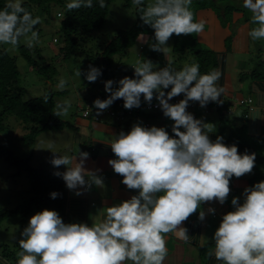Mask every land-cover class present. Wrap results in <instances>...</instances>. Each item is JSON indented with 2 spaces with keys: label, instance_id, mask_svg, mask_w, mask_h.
I'll use <instances>...</instances> for the list:
<instances>
[{
  "label": "clouds",
  "instance_id": "obj_1",
  "mask_svg": "<svg viewBox=\"0 0 264 264\" xmlns=\"http://www.w3.org/2000/svg\"><path fill=\"white\" fill-rule=\"evenodd\" d=\"M98 3L100 8L106 7L105 0ZM133 4L142 22L154 29L153 51L165 53L173 34H199L204 29V21L194 20L192 0H152L146 5L145 0H133ZM66 7L69 11L92 8L93 0H71ZM243 7L252 13L251 23L256 25L248 36L264 39V0H243ZM40 22L39 16L34 18L22 7L21 0H7L0 10V45L16 48L23 37L25 46L33 48L39 43L35 26ZM132 66L135 78L125 76L116 87L113 80L105 82L109 96L94 101L97 116L117 99H123L125 109L139 108L141 96L151 105L155 94L164 116L174 121L175 138L163 127L141 124H134L128 133L114 135L108 143L116 159L108 164L123 177L128 189L138 190V195L105 207V218L91 226L66 224L53 210L37 212L21 233L15 264H163L168 254L166 235L171 233L187 242L188 229L182 227L183 222L202 203L218 201L223 205L230 193L231 178L252 172L255 153L239 154L236 145L223 143L222 136L213 142L208 135L213 125L186 111L189 101L199 102L201 107L223 102L219 98L225 89L217 83L222 75L219 69L201 74L198 63L185 64L180 70L169 63L154 70L156 66L150 60H138ZM76 75L95 82L101 71L89 66V71L78 70ZM66 83L61 79L57 87L64 89ZM181 94L184 99L178 103L168 102ZM48 99L45 96L44 102ZM70 107L67 100L57 102L53 114L67 117ZM88 155L80 152L79 162L67 155L51 159L56 167L68 166L54 175L62 177L76 195L82 194L78 189L87 191L93 184L104 187L95 171L84 168ZM57 195L51 193L53 199ZM243 195V203L236 197L231 200L234 210L223 215L214 232V250L207 255H214L223 264H264V181L246 187ZM207 211L214 213L215 209ZM199 219H205L204 211L199 212Z\"/></svg>",
  "mask_w": 264,
  "mask_h": 264
},
{
  "label": "rangeland",
  "instance_id": "obj_2",
  "mask_svg": "<svg viewBox=\"0 0 264 264\" xmlns=\"http://www.w3.org/2000/svg\"><path fill=\"white\" fill-rule=\"evenodd\" d=\"M25 2H28V0H21V4ZM69 2H71V0H58L44 3L41 8L31 5L34 16H39L41 20V22L35 26V30L39 33V43L29 49L25 46L23 37L20 42L21 46L28 48L30 52H32L39 67L43 68L49 66V68H54L56 70V75L51 80L45 78L44 75L38 74L34 67L27 64L20 56L17 47L12 48L10 45H0V49L5 50L9 57L15 58L18 70V85L24 89L22 101H30L53 94L54 110L57 102L67 100L71 104L67 117H58L53 114V119L55 121H64L70 125L69 128L65 127V129L57 132L54 130L42 132L34 140L24 139L31 131L29 126L21 124L13 115H6L3 117L1 122L2 125H0V147L9 151L17 160H27L29 168L34 170H64V165L56 167L51 163V159L53 156L67 155L71 157L69 140L73 133L72 128H75L73 123L76 117L79 116L77 113L82 100L87 99L93 101L101 97L108 98L109 93L105 91L106 79L116 82L114 83V87L118 86V81L120 79L125 76L130 77L134 75V68L132 65H135L138 60L142 61L145 57L149 56L151 52L150 46L152 45V39L147 33H144L137 38L133 47L127 50L126 55L113 56L112 64L106 77L102 76V72L106 67L101 57H97V54L102 51L105 44L108 43L118 31L130 29L135 21L134 8H125L123 6V0H113L108 7V14L103 28L100 31L92 33L91 37L81 44L80 49L74 55L68 59H64L62 54L63 43L60 34V25L63 19V10ZM151 2L152 0H145V5ZM205 2V0H192L191 5V10L194 13V20L204 21V27L206 26L205 21L207 19H200V12L210 9V11L216 14L214 9H206L200 6L201 3ZM5 3L7 4V0H5ZM209 3L217 8L233 5L234 8L236 7L243 11L246 10V17L251 23L252 13L243 7V0H210ZM210 11L209 16H212ZM57 14H60L61 17H57ZM255 26V24L251 23V28ZM166 47H168L167 51L165 53L161 52L164 57L162 64H156L154 70L166 67L169 63L176 70H180L185 64L191 65L195 63L194 56L190 52H185L183 54L173 53L172 41L170 39ZM250 53L251 56L248 54L247 57L245 56L244 58L251 61L249 65L251 70L258 59L261 58V61L264 62V39H251ZM237 57L238 56H231L230 62H233ZM89 66L96 67L101 71V75L97 77L95 82H88L83 75L80 77L76 75L78 70L84 73L89 71ZM237 73H240L238 76H241L243 72ZM228 78L231 79L233 77L229 76ZM61 79L67 82L64 89L57 87ZM170 90L171 86L164 91L167 92ZM218 104L220 105L221 103ZM116 110L121 114L125 112L124 108H116ZM186 111L194 114L195 119H200L204 123L213 125V128H217V133L220 127L226 130L227 128H232V123L238 124L237 120L225 115V122L222 123L218 121V117L215 113L209 111L208 114H205L199 107H197V109L187 108ZM161 116L162 118L159 120L160 123L162 124L163 121V124L166 123L165 128H172L174 121L165 117L164 114H161ZM104 118L109 119L106 116H104ZM167 132L169 135L171 134L170 130ZM32 198L33 195L30 190V180L27 172L23 169L11 167L8 161H6L5 156H1L0 246L3 245L5 247L0 248V256L4 254L11 264H15L17 259L16 253L20 251L18 241L23 238L21 233L24 228L27 227L30 217L37 212L45 210L44 208L33 207L29 211L28 216L22 219L24 208L28 206ZM57 213L64 222L63 216H61L62 213L60 214L59 211Z\"/></svg>",
  "mask_w": 264,
  "mask_h": 264
},
{
  "label": "crops",
  "instance_id": "obj_3",
  "mask_svg": "<svg viewBox=\"0 0 264 264\" xmlns=\"http://www.w3.org/2000/svg\"><path fill=\"white\" fill-rule=\"evenodd\" d=\"M209 11L210 9H207L199 14L200 19L204 20L206 18L207 20L205 21L206 26L197 35V39L203 47L213 51L220 57L221 62L218 64L217 69L220 70L222 75L217 83L225 89V92L219 98L223 101L220 105L227 106L225 116L238 121V124L232 123V128L219 129L218 133L217 128H213L212 132L208 133L209 138L214 142L218 134V136L223 137V140H226L229 134L235 131L236 127L244 125L249 136L264 140V81H240V76H238L240 73H237H245L250 70L251 61L244 58L248 54L251 56V38L248 36L251 23L246 17V10L232 12L228 22H223V19L212 11H210L212 16H209ZM232 33L231 48L227 52L225 40ZM231 56L238 57L230 62ZM229 76L233 78L229 79ZM247 99L252 100V110L248 108L246 103H243ZM84 102H89V100H82L79 107ZM145 103L143 96H141V106ZM152 103L159 104L155 96ZM199 105L198 102L197 107L202 109L205 114H208L209 111L215 113L219 121L220 115L216 106L207 107L206 105L201 107ZM120 108H124V106L118 107V109ZM77 114L79 116L76 117L73 123L75 128H72L73 133L69 140L71 157H75L76 162H79V153L87 152L89 155L85 159L84 168L95 171L96 175L102 178L104 187L101 188L93 184L87 191L78 189L82 194L76 195L74 190H69L66 186V196L61 201L62 211L60 214L62 213L61 216H63L66 224L86 223L91 226L93 223H98L105 218V207L120 204L133 195H138V190L128 189L122 183L123 177L116 174L111 165L108 164L110 159H116L108 141L120 131L128 133L134 124H141L145 127V124L149 123V127L165 128L166 123L163 124L162 121L161 124L159 121L162 118V109L153 113L140 111L132 118H127L125 119L127 121L123 120L121 123H114L101 115H95L88 119L82 118L79 108ZM69 127L70 125L66 128ZM61 130H55V132ZM165 130H170V137L174 135L172 128H165ZM180 130L184 131L182 128ZM67 167L64 166L63 171H56L64 172ZM252 175L253 172L240 178H231L230 193L223 205L218 201L202 203L198 208V214L200 211L205 212L203 221L199 219L198 215L197 219H187L183 222L182 227L188 229L189 240L187 242L178 239L174 234L166 235L168 254L163 264H223L222 261L216 260L214 255L212 257L207 255L210 250H214V232L219 227L223 215L234 210L231 200L236 197L240 203H243L245 198L243 195L244 189L250 187L248 181ZM85 179L89 178L85 177ZM208 208L215 209V212L209 213ZM205 250L208 252L205 253ZM4 261L8 260L0 256V264H4ZM125 264H131V262L126 261Z\"/></svg>",
  "mask_w": 264,
  "mask_h": 264
},
{
  "label": "trees",
  "instance_id": "obj_4",
  "mask_svg": "<svg viewBox=\"0 0 264 264\" xmlns=\"http://www.w3.org/2000/svg\"><path fill=\"white\" fill-rule=\"evenodd\" d=\"M55 1L58 0H28V2L22 4V7L35 18L31 5L41 8L44 3ZM112 1L113 0H105L106 7L104 8L99 7L98 0H93L92 8L81 7L69 11L65 6L63 10V19L60 25V34L63 43L62 54L64 59H68L74 55L80 49L81 44L91 37L92 33L100 31L103 28L108 14V7ZM205 1L206 2L201 3L200 6L214 9L216 15L223 19V22H228L230 20L232 12L242 10L236 7L234 8L233 5L217 8L209 3L210 0ZM123 3L125 8H134L135 21L130 29L118 31L115 36L105 44L102 51L97 54V57H101L106 67L102 72V76L104 77H106L110 69L113 56L126 55L127 50L133 47L140 35L147 33L152 39V44L156 43L154 29L142 22L137 8L133 4V0H123ZM5 5V0H0V10H2ZM232 38L233 33L225 40V49L227 52L230 51ZM170 40L172 41L173 53L183 54L185 52H190L194 56L195 63H198L200 66L199 71L201 74L208 73L213 68H217L218 64L221 62L217 54L203 47L198 42L196 33L180 36L173 34ZM17 49L19 50L20 56L27 64L34 67L38 74L44 75L48 80H51L56 75V70L54 68H49V66L43 68L39 67L32 52H30L28 48L19 45ZM143 60H150L156 65L162 64L164 57L161 52L151 49L150 55ZM129 78H135V76L131 75ZM108 80L109 79H106V81ZM239 80L264 81V62L261 61V58L258 59L251 70L241 74ZM23 95L24 89L18 85V70L15 58L9 57L5 50L0 49V125H2L1 122L3 117L6 115H13L21 124L31 128L29 134L25 136V140H34L42 132L61 130L69 126L66 122L55 121L53 119V94L48 96L49 99L47 103L44 102V97L30 101H22ZM99 99L102 101L107 98L101 97ZM94 101L95 100L91 102ZM123 104V99H117L112 105L118 108L123 107ZM214 106H216L220 113L219 121L224 123V114L227 106L216 104V102H209L207 104V107ZM160 109L156 112H159ZM223 143L228 146L236 145L239 154H244L245 151L249 154L255 153V166L252 170L253 175L248 181L249 186L251 187L255 183L264 181V140L262 138H253L249 136L246 127L243 125L241 127H236L235 131L231 132L226 140H223ZM1 156H5L6 161H8L11 167L25 170L30 180V190L33 198L29 201L28 206L24 208L22 219L28 216L29 211L33 207L57 212L62 211L61 201L66 196V184L62 177L54 175V173L59 171L30 169L27 160L15 159L12 154L3 147H0V157ZM52 192L58 193L55 199L51 196ZM198 215L197 210V212L192 214L188 219H197ZM2 247L5 246L1 245L0 248ZM207 252L208 251L205 250V253ZM2 256L5 257L4 254ZM4 259L7 260L6 257Z\"/></svg>",
  "mask_w": 264,
  "mask_h": 264
},
{
  "label": "built area",
  "instance_id": "obj_5",
  "mask_svg": "<svg viewBox=\"0 0 264 264\" xmlns=\"http://www.w3.org/2000/svg\"><path fill=\"white\" fill-rule=\"evenodd\" d=\"M56 16L59 18L61 17L60 14H57ZM55 42H56V40H55ZM181 99H184L183 94L176 96V97H173L168 102L170 104H176ZM243 103H246L248 108L250 110H252V100L251 99H247ZM197 105H198V102L189 101V105L187 108L196 109ZM116 107L117 106L110 105L107 109L103 110L100 115L103 117L106 116L110 120H113L115 123H121V122H123V120H125V118H132L133 116H135L136 113H139L140 111H144L146 113H153V112H156L157 110H159L161 108L159 106V104H157V103H151V105H149L148 103H145L143 106H141L139 108L125 109L124 114H121V113L117 112ZM79 111H80V116L82 118L88 119V118H91V117L97 115L96 113H97L98 109H96L94 107V102L89 101V102H84L79 107ZM192 115L195 118V115L194 114H192ZM149 126H150L149 123L145 124V127H149ZM171 137H174V135H172Z\"/></svg>",
  "mask_w": 264,
  "mask_h": 264
}]
</instances>
